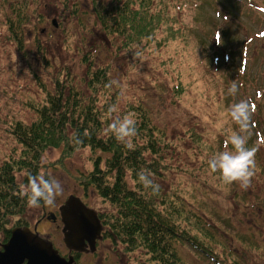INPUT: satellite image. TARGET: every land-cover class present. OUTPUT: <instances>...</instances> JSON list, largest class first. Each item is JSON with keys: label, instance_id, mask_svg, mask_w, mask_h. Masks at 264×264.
<instances>
[{"label": "rangeland", "instance_id": "obj_1", "mask_svg": "<svg viewBox=\"0 0 264 264\" xmlns=\"http://www.w3.org/2000/svg\"><path fill=\"white\" fill-rule=\"evenodd\" d=\"M25 1L28 16L41 19L30 20L24 28L20 52L8 40L5 20L9 10L6 0H0V164L14 146L6 131L9 122L35 118L29 104L41 102L46 91H54L52 81L58 72L67 70L80 98L89 102L85 62L90 60L91 68L107 74V86L96 94L97 106L118 91L112 116L129 115L125 104L140 101L155 129L167 137V148L162 151L167 164L162 187L179 193L209 234L205 249L196 248L192 241L177 242L183 264H264V15L256 8L264 7V0H206L197 15V26H192L187 11L176 25L188 33L189 45L179 37L160 49L143 50L142 62L118 51L98 31L91 0H67L68 7L60 5L62 0ZM74 4L75 14L71 12ZM216 28L226 33V41L220 45ZM214 55L217 58L212 61ZM233 83L238 86L235 96L228 93ZM181 85L185 88L179 93L176 89ZM245 99L255 108L248 140L252 143L257 138L259 142L255 175L246 190L238 183L225 185L220 173L211 172L207 163L218 152L232 151L225 148V141L239 126L231 120L229 110ZM97 156L103 166L106 155L89 148L68 158L61 157V147L47 150L42 172L60 181L63 192L54 205L28 206L25 223L12 225L36 227L40 237L48 238L67 256L59 207L75 196L96 211L109 208L93 189L85 192L77 180L93 168ZM54 162L57 164L52 165ZM50 212L57 216L56 221L46 218ZM111 248L108 240H102L94 253L80 254L78 264H150L142 251L126 254Z\"/></svg>", "mask_w": 264, "mask_h": 264}, {"label": "trees", "instance_id": "obj_2", "mask_svg": "<svg viewBox=\"0 0 264 264\" xmlns=\"http://www.w3.org/2000/svg\"><path fill=\"white\" fill-rule=\"evenodd\" d=\"M205 1L109 0L103 4L91 0V5L99 25L98 31L115 43L118 51L123 50L133 56V51L129 50L133 46L141 52H150L154 48L168 46L179 37L189 45L188 33L176 25L182 13L187 11L192 26H197V15ZM61 3V6L68 7L67 0ZM5 4L9 10L5 20L8 40L22 52L24 28L30 20L36 22L41 16L32 20L25 0H6ZM73 6L71 12L75 14L76 4ZM216 30L220 45L226 41V33L222 32V37L220 28ZM216 58L214 55L212 61ZM85 63H88L86 84L91 92L88 103L80 98L67 70L60 71L52 81L54 91H46L41 102L29 104L35 118L30 122L11 120L6 128L14 146L0 164V238L5 242L14 227L12 224L25 223L28 204L27 198L19 196L20 186L27 187L29 176L44 175L47 178L42 172L45 152L61 147V157L68 158L79 149L89 148L92 152L106 155L104 164L102 166L101 158L97 156L93 160V168L77 180L85 192L93 189L109 206L97 211L103 226V240L111 243L112 250L126 254L142 251L150 264H183L178 256L177 242L192 241L196 248L205 249L204 239L209 234L202 219L193 209L186 208L185 199L179 193L162 187L167 169L162 151L167 148V137L155 129L149 112L140 101L127 102L125 111L136 121L137 133L132 138L133 149L118 142L109 126L124 115L120 112L112 116L113 112L108 109L116 106L119 93L115 91L98 107L96 94L99 88L107 86V74L97 67L91 68L90 60ZM184 88L181 85L176 91L180 93ZM75 136L83 142L76 144L72 139ZM193 138L200 144L195 135ZM258 143L257 138L252 143L248 140L247 147L256 150ZM227 148L234 151L230 144ZM141 172L152 180V186L145 187L140 182L138 174ZM18 177L21 182H18ZM43 204L41 202L40 206ZM197 232H202V236H197ZM74 255L78 259V254Z\"/></svg>", "mask_w": 264, "mask_h": 264}, {"label": "clouds", "instance_id": "obj_3", "mask_svg": "<svg viewBox=\"0 0 264 264\" xmlns=\"http://www.w3.org/2000/svg\"><path fill=\"white\" fill-rule=\"evenodd\" d=\"M129 50L133 51V59L143 61V53L135 46ZM238 86L233 83L229 89V95L235 96ZM117 110L115 105L109 106L108 111ZM255 111L254 106L249 100H240L230 107L231 119L239 126L238 132H233L225 141V148L230 144L234 151H222L212 156L207 161L211 172L220 173V179L225 185L238 183L242 189H247L251 185V180L255 175L256 161L254 148L247 147L250 135V125L252 115ZM109 131L118 142L123 143L127 148L133 149L132 138L136 136V121L130 115H124L113 121L109 126ZM87 136V132L84 134ZM76 144L83 141L79 136L72 138ZM139 180L145 187L152 186V180L143 172L139 173ZM63 192V185L60 181L44 175L29 176L28 185L20 186L19 196L27 198L29 207L38 208L43 202L46 205H54L58 196Z\"/></svg>", "mask_w": 264, "mask_h": 264}, {"label": "water", "instance_id": "obj_4", "mask_svg": "<svg viewBox=\"0 0 264 264\" xmlns=\"http://www.w3.org/2000/svg\"><path fill=\"white\" fill-rule=\"evenodd\" d=\"M66 248L78 253L94 252L102 225L96 212L78 197L70 196L59 208ZM51 218L55 220L54 215ZM35 230V228H34ZM0 264H76L71 254L61 257L52 243L28 227L16 226L0 244Z\"/></svg>", "mask_w": 264, "mask_h": 264}, {"label": "bare ground", "instance_id": "obj_5", "mask_svg": "<svg viewBox=\"0 0 264 264\" xmlns=\"http://www.w3.org/2000/svg\"><path fill=\"white\" fill-rule=\"evenodd\" d=\"M161 57V56H160Z\"/></svg>", "mask_w": 264, "mask_h": 264}]
</instances>
